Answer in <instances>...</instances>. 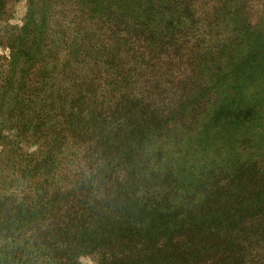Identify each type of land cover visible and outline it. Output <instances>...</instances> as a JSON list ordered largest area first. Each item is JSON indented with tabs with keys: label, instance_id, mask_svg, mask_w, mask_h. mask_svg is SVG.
I'll return each mask as SVG.
<instances>
[{
	"label": "trees",
	"instance_id": "1",
	"mask_svg": "<svg viewBox=\"0 0 264 264\" xmlns=\"http://www.w3.org/2000/svg\"><path fill=\"white\" fill-rule=\"evenodd\" d=\"M19 1L0 0V264H264V42L222 37L232 0L201 33L186 0H24L13 25Z\"/></svg>",
	"mask_w": 264,
	"mask_h": 264
},
{
	"label": "rangeland",
	"instance_id": "2",
	"mask_svg": "<svg viewBox=\"0 0 264 264\" xmlns=\"http://www.w3.org/2000/svg\"><path fill=\"white\" fill-rule=\"evenodd\" d=\"M223 1L225 0H186L185 6L186 8H192V6L198 5L197 9H194V18L196 21L199 19L201 25L198 27L203 30V23L208 22L206 16L210 17V14L213 12L214 14L211 15V20L214 19H221V13L219 12V16L217 12L219 8L223 5ZM196 2V3H195ZM228 4V11L222 12V17L225 21L224 24L229 25L228 31L225 33H221L222 37L227 36L230 33L231 28L240 29L244 27L247 31L251 34H256L258 32L262 35V40L264 42V0H232L226 2ZM14 9V16L11 21L13 25H20L22 18L25 13V1L20 0ZM201 6V8H200ZM193 9V8H192ZM192 16V15H191ZM194 20V21H195ZM236 24V25H235ZM219 33V32H218ZM7 50L5 47H0V56H6ZM167 64H161L157 66V69L160 68V71L165 70L167 75H171L173 79L176 78L175 76V68L171 62H166ZM164 81L167 82L166 76L162 77ZM81 264H93L90 258H82L80 260Z\"/></svg>",
	"mask_w": 264,
	"mask_h": 264
}]
</instances>
